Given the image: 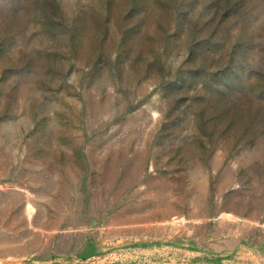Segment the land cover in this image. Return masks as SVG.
<instances>
[{
    "label": "rangeland",
    "instance_id": "rangeland-1",
    "mask_svg": "<svg viewBox=\"0 0 264 264\" xmlns=\"http://www.w3.org/2000/svg\"><path fill=\"white\" fill-rule=\"evenodd\" d=\"M0 264H264V0H0Z\"/></svg>",
    "mask_w": 264,
    "mask_h": 264
}]
</instances>
